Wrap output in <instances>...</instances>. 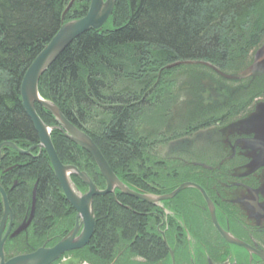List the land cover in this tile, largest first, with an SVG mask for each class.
<instances>
[{
	"label": "trees",
	"instance_id": "1",
	"mask_svg": "<svg viewBox=\"0 0 264 264\" xmlns=\"http://www.w3.org/2000/svg\"><path fill=\"white\" fill-rule=\"evenodd\" d=\"M70 1L0 0V143L8 140L28 149L40 142L23 108L20 86L26 69L60 26L89 10L91 0H76L64 20L62 14ZM263 40L264 0H116L108 22L79 35L68 45L41 77L39 89L43 97L52 100L70 121L95 139L120 179L140 192L136 182L149 187L152 179L160 183L171 177L164 165L159 166L163 161L149 152L160 137H145L142 133L136 136L133 124L165 127L167 118L159 100L164 99L165 113L170 116L171 103L177 95L174 88H183L188 82L178 83L175 76L201 71L208 74L213 69L202 63L169 65L203 60L228 74H245L252 70L254 54ZM259 68L242 81L212 80L203 75L202 79H209V87L218 94L214 101L210 96L213 105L245 110L252 103L251 97L264 96V70ZM213 82L216 86H212ZM187 84L193 88L197 83ZM117 85L136 90L134 94L130 89L116 90ZM222 86L229 90L226 97L221 95ZM200 90L197 97L203 104L205 94ZM246 94L245 100H234V96ZM183 102L185 107V99ZM36 108L48 125L56 124L50 111L39 104ZM189 111L191 117L195 110ZM52 140L62 162L76 164L90 174L94 183L105 188L104 177L86 150L57 129L52 132ZM41 152L38 157L39 149L34 148L28 156L6 147L0 162V182L17 219L29 214L36 189V211L30 226L34 237H43L40 232L47 233L54 227L55 233L60 232L57 223L69 214L72 223L75 213L47 152ZM133 156L137 158L133 160ZM73 181L81 190L87 189L78 176L74 175ZM115 193L95 198L96 230L88 248L95 259H90L95 264H107L126 251L128 257L165 260L168 248L153 229L147 212L154 204L119 190ZM2 207L0 195V219Z\"/></svg>",
	"mask_w": 264,
	"mask_h": 264
},
{
	"label": "flooded vegetation",
	"instance_id": "2",
	"mask_svg": "<svg viewBox=\"0 0 264 264\" xmlns=\"http://www.w3.org/2000/svg\"><path fill=\"white\" fill-rule=\"evenodd\" d=\"M213 70L212 75L207 74L210 79L226 78L217 73L216 69ZM221 72L226 73L222 70ZM247 95L234 96L235 99L232 100H245ZM175 96L177 99L183 97L181 92ZM254 99L255 105L264 96ZM205 100L207 99L202 100L203 104L201 103L198 110L192 112L191 117L175 121L182 128L181 132H176V128L173 129L169 123L164 124L162 129L155 127V136L160 138L156 139L157 142L153 144L155 148L152 147L149 152L165 162L159 161V166L164 165L167 176L171 178L160 183L149 180V187H143L136 182L141 191H153L160 196L172 193L184 182L201 183L198 186L184 187L174 197L164 199L159 204L149 203L154 204L149 207L151 211H147L151 214L153 229L163 240V231L172 235L169 245L172 246L175 258L167 255L160 264H264V182H261L260 176L264 169L249 171V159L237 144V134L223 130L227 125L244 118L248 112H253L255 106L250 103L242 110L239 106L231 108L229 105H213V102ZM203 110L209 113H204ZM206 116L209 119L205 123L193 121ZM204 128L210 130V133H200L204 139L198 140L199 135L194 137L195 133ZM161 130H164L166 137L162 136ZM215 130L217 132L213 134ZM175 132L178 136H175ZM175 138L181 142L173 146L171 144ZM243 139L247 138L243 136ZM133 152L136 153V150L133 149ZM173 175L177 176L172 178ZM181 198L185 202L184 209L180 203ZM70 216L67 215V218L57 223L60 232L55 233L54 227L51 228L52 232L45 233L43 237H33L30 230L32 223L24 226L25 217L17 219L14 215L11 228L7 223L3 230V234H6L10 228V234L5 241V260L22 253H33L44 246H55L74 229L76 211L72 223ZM22 225L24 228L21 232L11 237ZM230 234L238 243L227 239L226 235ZM23 242L27 243L26 246ZM169 250L168 253L171 251ZM120 256L125 260L120 261L116 257L108 264H154L140 257V261H133L126 251ZM67 259H74L79 264H95L89 256L76 249L66 251L54 264H63Z\"/></svg>",
	"mask_w": 264,
	"mask_h": 264
},
{
	"label": "water",
	"instance_id": "3",
	"mask_svg": "<svg viewBox=\"0 0 264 264\" xmlns=\"http://www.w3.org/2000/svg\"><path fill=\"white\" fill-rule=\"evenodd\" d=\"M75 1L76 0H71L68 3L62 14V19L65 18L67 12L71 9ZM115 3L116 0H91L87 13L77 19L64 22L58 29L57 34L48 41L46 46L39 52L23 75L24 77L20 86L23 108L28 114L30 120H32L40 142L37 145L28 147V149H24L15 142L6 140L5 142L0 143V162L4 157L3 149H6V147L12 148L16 152L28 156L32 155L31 151L34 148H38L40 152L38 157L40 156L42 149H44L45 152H47L59 185H61L63 194L66 196L70 205L76 210L77 221L73 231L67 234L61 241L56 243L54 247H41L33 251V253H22L11 257L9 260H5V240L10 234L14 212L10 205L7 190L0 182V195L3 202V215L0 223V264H53L54 261L66 251L82 247L91 240V236L94 234L96 229L95 207L93 204L94 199L97 196H104L111 193L116 194V190H119L122 193L128 196H133L139 200L142 199L148 203L153 202L159 204L163 199L174 197V195L182 191L184 187L198 186V184L184 182V184L173 190L172 193L164 194L163 196H159L154 193L137 192L135 189L123 182L116 172L112 170L109 161L105 158L102 150H100L95 140L92 139V137L85 130L80 129L72 121H70L62 109L52 100L46 99L40 93L39 81L47 69L58 59L68 45L79 37V35L89 31L90 29H100L103 27L111 18L115 9ZM254 55L252 70L246 72L245 74L242 73L243 78L252 75L257 67H260L258 69L259 71L264 70V40ZM190 63H202L211 68H216L214 65L205 61L197 62L193 60L179 61L177 63L170 64L169 67ZM216 71L223 77L231 80L235 79L232 75L224 72L222 73L218 68H216ZM207 80L209 81V79ZM213 85H215L214 82L212 86ZM38 104L50 111L56 120V124L48 125L44 119L41 118L36 108V105ZM249 117L257 118V120L253 122L243 119L240 123H235L233 126H227L226 128L238 127L242 129L243 133L251 136L244 139L242 143L245 145V155L248 159H250L248 169L249 171H253L261 168L264 169V108L259 109L256 107L254 112L249 113ZM55 129L62 131L69 140L74 141L82 149L84 148L90 153L93 160L96 161L99 171L104 177L106 183L105 188H101L97 183H94L88 172L80 170L79 167L74 164H66L61 161L54 141L52 140V132ZM74 174L87 185V189L85 191L80 190L78 185L72 180V176H74ZM262 176L261 182L264 181V171ZM261 190H263V187H261ZM36 200V189H34L30 206L31 210L28 214V224L32 222V218L35 214ZM207 200H209L208 197ZM9 220H11L10 228L6 234H3V230ZM23 228L24 227H21L14 233V235L19 234ZM226 236L230 242L232 241L238 243L232 234ZM166 246H168L171 250L170 252H172L171 247L167 243Z\"/></svg>",
	"mask_w": 264,
	"mask_h": 264
},
{
	"label": "rangeland",
	"instance_id": "4",
	"mask_svg": "<svg viewBox=\"0 0 264 264\" xmlns=\"http://www.w3.org/2000/svg\"><path fill=\"white\" fill-rule=\"evenodd\" d=\"M187 61V60H186ZM208 68H211V67H209V66H207ZM213 68V67H212ZM214 69V68H213ZM212 69V71L211 72H208V74H213V72H214V70ZM216 69V68H215ZM203 75H205V76H210V75H207V74H204L203 73V71H201L200 73H198V72H193V73H190V75H185V76H181V81L182 82H184V81H188L189 83H191V82H196L197 84L193 87V88H191V85H189V84H187L188 82H186V84H183V88H178V86H176V88H174V93L176 92L177 94L178 93H180L181 92V94H182V96L183 97H181L180 99H177V98H175V100H173V102L171 103V111H172V114H170V116H169V114H166L165 113V104L163 103V101H164V99H163V101H161V100H159L160 102V104L161 105H163L164 107H163V112H164V114H165V116H166V122L167 123H169L168 125L169 126H174L176 129H175V131L176 132H181V130H182V128L180 127V125L178 126L177 124H175L176 122L175 121H180L181 119H184V118H188L189 117V114H188V112H190L189 110H192V109H194L195 111L196 110H198V108H199V106L201 105V101H200V97H197L198 96V94L200 93V88L202 89V87L203 86H205V88H206V90H209V93H210V95H211V97H212V100L214 101L215 99H216V95H218L217 93H216V91L213 89L212 90V87H208V86H206V84H208L209 86H210V83L211 82H208V81H205V80H203L202 78L203 77H205V76H203ZM175 77H179V75H177V76H175ZM216 86V85H215ZM223 87V86H222ZM191 88V89H190ZM128 89H130L131 90V92L128 90ZM220 89H221V95H223V96H225L226 97V95H228V93H229V90L227 89V87H223V89L220 87ZM116 90H121V91H125V90H127L128 92H130V93H133L134 94V90H136V89H134L133 87H129V88H122V87H120V85H117V88H116ZM204 91V90H203ZM140 92V91H139ZM228 92V93H227ZM132 94V95H133ZM205 94V91H204V93H203V95ZM172 95V94H171ZM170 95V96H171ZM184 99H185V104H186V106L184 107ZM222 98H220L219 100H221ZM166 101H167V99H166ZM216 102V101H215ZM158 103V102H157ZM216 105H221L220 103H215ZM203 112L204 113H209V112H206L205 110H203ZM209 119V116H206V117H203V119H194L193 121L195 122V123H205L207 120ZM242 119H239V120H237L236 121V124L237 123H240V121H241ZM189 125L190 126H193L191 123H189ZM157 125H154V124H150L149 123V125H148V127H146V126H144L143 128L140 126H134V124H133V129H135V134L134 135H136V136H138L137 134H143L145 137L147 136V137H154L156 134H157V130L155 129V127H156ZM154 128V129H153ZM143 129H145V130H143ZM238 131H242V129H240V128H231L230 130H228L227 132H232V133H236L237 134V132ZM174 133L175 134V136H178L177 135V133ZM217 131L215 130L214 131V133L213 134H215ZM243 132V131H242ZM200 133H210V130L209 129H207V128H204V129H202V130H200L199 132H197V133H195L194 134V137H197L198 135V137H197V139L198 140H201V139H204V137L203 136H200ZM89 134V133H88ZM90 135V134H89ZM133 135V136H134ZM91 136V135H90ZM93 139V138H92ZM137 139V138H136ZM95 140V139H94ZM139 140V137H138V139H137V141ZM96 142V141H95ZM181 142V141H180ZM180 142H178V139L177 138H175V139H173V146H175L176 145V143H180ZM129 148V150H131L132 148H130V147H128ZM214 148H215V145H214ZM137 157L136 156H133V160L134 159H136ZM109 161V160H108ZM130 161H132V159L130 158ZM96 162V161H95ZM111 166V165H110ZM80 169V168H79ZM81 170V169H80ZM102 174V173H101ZM77 176V175H76ZM103 176V175H102ZM91 177V176H90ZM264 182V181H263ZM191 183V182H190ZM159 185V184H158ZM180 185H182V184H180ZM179 185V186H180ZM262 187V186H261ZM166 194V193H165ZM126 195V194H125ZM128 196V195H127ZM160 196V195H159ZM164 200V199H163ZM163 200H161V201H163ZM46 226V225H45ZM48 232H52V229H50ZM40 234H41V236H43L45 233H41L40 232ZM33 237L35 236L34 234L32 235ZM36 236H40L38 233H36ZM171 248H172V246H171ZM116 257L121 261V260H125L122 256H120V255H116ZM116 257H114V258H116ZM114 258H112V260H114ZM130 258H132V260L133 261H136V262H138V261H140V259L138 258V256H130ZM131 260V261H132ZM164 260H154V261H152L154 264H160V262H163ZM109 263V262H108ZM107 263V264H108ZM63 264H78V263H76L75 261H66V262H63Z\"/></svg>",
	"mask_w": 264,
	"mask_h": 264
},
{
	"label": "bare ground",
	"instance_id": "5",
	"mask_svg": "<svg viewBox=\"0 0 264 264\" xmlns=\"http://www.w3.org/2000/svg\"><path fill=\"white\" fill-rule=\"evenodd\" d=\"M230 75H232V76H234V78L236 79V80H242L243 79V77H242V74L239 72V71H235L234 73H232V74H230ZM178 83H180V79H181V76H179V77H175L174 78ZM235 79H233V80H235ZM202 89L205 91V98L209 101V102H211V95H210V93H209V90H206V88H205V86L204 87H202ZM210 99V100H209ZM251 99V102L253 103V105H254V98L253 97H251L250 98ZM255 106L257 107V108H259V109H262V108H264V99H261V100H258V102H256V104H255ZM244 118H242V119H245V120H249V121H253V122H255L256 120H257V118H252V117H249V114H247L246 116H243ZM172 128L173 129H175V127L174 126H172ZM243 136L245 137V134L243 133V132H241V131H238L237 132V138L239 139L238 141H237V144L238 145H240V148L242 149V151H243V153L245 154L246 153V149H245V145L242 143V141L244 140L243 139ZM163 143V142H162ZM164 144V143H163ZM198 185H201V183H197ZM83 191V190H82ZM155 194V193H154ZM96 198V197H95ZM94 207H95V216H96V205H95V199H94ZM76 221H77V217H76V219H75V223H76ZM96 221H97V216H96ZM74 226H76V224L74 225ZM74 228V227H73ZM96 230V229H95ZM71 231H73V230H71ZM94 234H95V232H94ZM94 234L91 236V240L93 239V236H94ZM163 235H165V241H166V243L167 244H170V238L172 237V235H170V234H166L165 233V231H163V233H162ZM169 235V236H168ZM90 240V241H91ZM90 241H88L86 244H84L82 247H79V248H77L76 250H78L80 253H82L83 255H86V256H89L90 258H92V259H95V255H93V254H91V251L90 252H86V250H88V248L89 247H91V243H90ZM165 244V243H164ZM54 247V246H53ZM83 248H86L85 250H79V249H83ZM71 251V250H70ZM64 254V253H63ZM62 254V255H63ZM61 255V256H62ZM168 255H170L171 257H173V258H175L174 257V252L172 251V252H170V253H168ZM60 256V257H61ZM58 259V258H57ZM56 259V260H57ZM72 260V259H71ZM70 259L68 260H66V261H71ZM73 261V260H72ZM54 263H55V261H54Z\"/></svg>",
	"mask_w": 264,
	"mask_h": 264
}]
</instances>
